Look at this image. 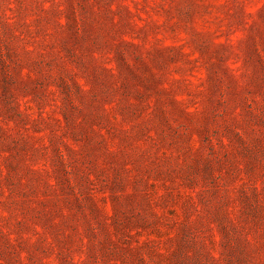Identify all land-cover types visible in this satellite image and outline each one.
<instances>
[{"label":"rangeland","instance_id":"1","mask_svg":"<svg viewBox=\"0 0 264 264\" xmlns=\"http://www.w3.org/2000/svg\"><path fill=\"white\" fill-rule=\"evenodd\" d=\"M0 264H264V0H0Z\"/></svg>","mask_w":264,"mask_h":264}]
</instances>
